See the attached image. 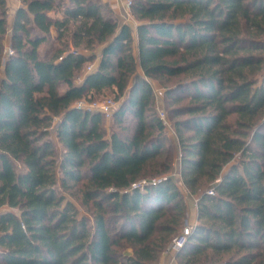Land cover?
<instances>
[{
    "label": "trees",
    "instance_id": "obj_1",
    "mask_svg": "<svg viewBox=\"0 0 264 264\" xmlns=\"http://www.w3.org/2000/svg\"><path fill=\"white\" fill-rule=\"evenodd\" d=\"M21 2L7 55L0 0V264H156L187 223L184 190L198 222L178 264H264V0H132L136 46L103 0ZM108 90L110 137L75 107Z\"/></svg>",
    "mask_w": 264,
    "mask_h": 264
},
{
    "label": "rangeland",
    "instance_id": "obj_2",
    "mask_svg": "<svg viewBox=\"0 0 264 264\" xmlns=\"http://www.w3.org/2000/svg\"><path fill=\"white\" fill-rule=\"evenodd\" d=\"M8 6L9 5L7 2V9H8L7 27L10 29V27L12 25V20L10 19V15H9V9L10 8ZM9 37H10V34L8 32L7 38L9 39ZM9 48H11V47H10L9 41H8V47H7V50H5L6 54L8 53ZM154 87L156 90H158V89H161L162 91L164 90V86H162L158 81H154ZM108 98L114 99V94L111 93L109 90L106 93H104V95L98 96L95 100H104V99H108ZM83 100H85L86 103L90 101L87 99H83ZM166 105H167V103L164 100V95H160L157 98L155 97V107H156L157 113L159 114L160 111H163L165 114V122H166L165 123V125H166L165 132H166L167 138H168L167 144L169 146L171 154L173 155V160H174V167L172 169V175L174 176L175 179H177L178 178L177 174L179 173V170H180L179 161H178L179 155H178V150L176 149L178 147L177 136H176L173 124H172L173 120L171 119V115L169 113V108ZM104 126L107 130V135L109 136L111 129L113 128V118H107L104 116ZM53 135L55 136L54 130H53ZM56 146H57L58 156H61L63 153V149L58 142H57ZM16 166L20 170V169H22L23 164L21 162H17ZM184 194H185V199H186L187 204L189 205L191 203L193 206H195L196 200L198 197L195 195H192L187 190H184ZM66 196H67V198L73 200L76 203V205L79 207V211L81 214L89 215L87 208L81 204V194L77 190L76 187L74 188V193L66 192ZM188 211H189V208H188ZM159 261H161V259ZM175 264H178L177 261H175ZM206 264H209V263H206Z\"/></svg>",
    "mask_w": 264,
    "mask_h": 264
},
{
    "label": "crops",
    "instance_id": "obj_3",
    "mask_svg": "<svg viewBox=\"0 0 264 264\" xmlns=\"http://www.w3.org/2000/svg\"><path fill=\"white\" fill-rule=\"evenodd\" d=\"M114 12L119 26H122L123 24L127 23L129 24L132 29H133V34H134V44L136 46V41H137V35H136V27L138 25V22L133 18L132 15H129L125 6V0H103ZM8 2V7L9 9V15H10V19L12 20V25L10 27V29L7 27V33L9 32L10 37L9 39L7 38V34L5 37V50H7L8 47V41H9V45L11 47V39H12V32H13V21H14V17L16 14V11L21 7L22 2L21 0H7ZM50 14L57 18V17H61V13L60 12H55V11H51ZM51 33L52 35L56 34V28L53 26L51 29ZM101 51H102V47H98L97 49H95L92 52H86V54H94L95 55V59L93 62H91L90 64L93 66V69H95L98 66V63L100 61L101 58ZM6 54V51H5ZM88 67V66H87ZM140 69V68H139ZM88 68H86L85 73L82 74V76H80L77 79V84H81L84 80V77L86 75V73H88ZM154 85V83H153ZM155 89V87H154ZM111 133L109 134L110 137ZM177 144H178V140H177ZM178 150V161H179V167H180V149H179V145L176 148ZM178 178L177 180L179 182L180 181V170L179 173L177 174ZM196 196V195H195ZM188 205V204H187ZM189 211H188V218H187V224L191 225V226H195L198 222V206H197V200H196V204L195 206H193L191 203L188 205ZM176 253L172 252V251H166L162 257H161V261L167 262V263H172L175 264L176 258H175Z\"/></svg>",
    "mask_w": 264,
    "mask_h": 264
},
{
    "label": "built area",
    "instance_id": "obj_4",
    "mask_svg": "<svg viewBox=\"0 0 264 264\" xmlns=\"http://www.w3.org/2000/svg\"><path fill=\"white\" fill-rule=\"evenodd\" d=\"M125 6H126L128 14L131 15L132 0H125ZM73 51L75 53L79 52V50L77 48H74ZM13 52H14L13 49L9 48L7 55L13 54ZM87 68H88L89 72L93 70V66L91 64ZM154 93H155L156 98L160 95H163V91L161 89H158V90L154 89ZM75 106L78 109H81L84 111H91V112L98 111V112L103 113L105 115V117H107V118H113L114 113H115L117 106H118V102L116 100H114L113 98H108V99H104V100H93V101H89L87 103L85 102V100H79L76 102ZM159 116L165 124L166 122H165L164 112L160 111ZM167 178H168V176L164 175V176H161L158 178H153L151 180L142 179L139 182L133 183L131 188L132 189H134V188L144 189L148 185L158 184L161 181L166 180ZM208 192L210 194L215 193L213 188H210L208 190ZM193 229H194L193 226L186 224L182 228L181 232L173 238L168 251H172L175 253L177 251H179L187 242V240H188L190 234L192 233ZM156 264H172V263L159 261Z\"/></svg>",
    "mask_w": 264,
    "mask_h": 264
},
{
    "label": "water",
    "instance_id": "obj_5",
    "mask_svg": "<svg viewBox=\"0 0 264 264\" xmlns=\"http://www.w3.org/2000/svg\"><path fill=\"white\" fill-rule=\"evenodd\" d=\"M76 107V106H75Z\"/></svg>",
    "mask_w": 264,
    "mask_h": 264
}]
</instances>
